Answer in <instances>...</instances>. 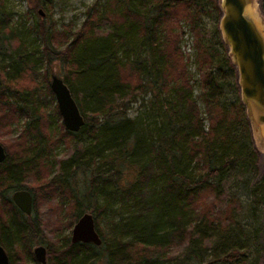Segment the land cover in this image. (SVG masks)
<instances>
[{
	"label": "trees",
	"instance_id": "obj_1",
	"mask_svg": "<svg viewBox=\"0 0 264 264\" xmlns=\"http://www.w3.org/2000/svg\"><path fill=\"white\" fill-rule=\"evenodd\" d=\"M35 1L37 7L46 4ZM205 1L108 0L100 9L103 13L87 14L80 27L68 28L56 37L59 29L51 20L35 21L32 28L40 45L36 59L44 58L48 63L55 57L64 62L61 78L83 116V124L73 132L58 121L56 104L45 111L53 100L47 72L43 71V82L36 78L38 68L24 41L8 25L0 0V136L5 135L0 138L5 152L0 161V200L9 208L0 224V244L9 264L13 263L10 248L23 252L28 247L29 252L32 243L48 244L47 224L34 213L20 212L9 192L27 189L36 204V193L23 180L27 174L42 178L48 171L43 159L54 122L63 128L65 142L71 138L79 144V151L74 150L79 155L67 156L73 163L58 165L62 180L67 182L77 168L89 169L92 178L86 200L95 199L96 192L110 181L108 190L114 186L110 191H119L124 203L128 200L126 207L131 214L121 223L112 221L109 238L100 237L97 245L63 238L60 248L51 246L50 252L55 250L56 254L45 264H201V255L209 250L216 261L247 263L251 247L240 228L246 224L234 218L242 204L231 194L229 173L233 166L242 171L250 164L255 169V154L249 146L241 99L236 95L230 101L218 99L224 92L212 70L215 67L220 72L219 59H225L218 58L217 49L205 42L207 30L199 23ZM208 3L218 11L216 0ZM109 8L112 17L107 13ZM262 8L264 12V0ZM106 14L113 19L102 25L99 18L105 15L107 19ZM170 19L180 23L178 31L165 27ZM214 20L218 21L217 14ZM181 23L194 48L197 98L202 102L206 125L197 99L192 97L193 79L184 70L179 37L186 31ZM64 33L71 38L60 48L58 36L64 37ZM170 70L175 71L174 76L168 75ZM228 85L235 93V87ZM147 91L146 99L143 95ZM135 100L152 113L127 115L128 104ZM20 116L24 117L22 126ZM12 122L20 128L19 137L8 136ZM82 133L88 137L85 145L80 142ZM12 146L18 147L19 154H10ZM124 166H129L134 176L122 189L117 178ZM247 190L248 211L256 217L264 210V172ZM74 193L80 204L82 200ZM234 226L240 230V238L233 233ZM182 251L188 254L182 256Z\"/></svg>",
	"mask_w": 264,
	"mask_h": 264
},
{
	"label": "rangeland",
	"instance_id": "obj_2",
	"mask_svg": "<svg viewBox=\"0 0 264 264\" xmlns=\"http://www.w3.org/2000/svg\"><path fill=\"white\" fill-rule=\"evenodd\" d=\"M44 1L46 2V4L43 5V7L34 6V4L36 3L35 0H3V5L9 17L7 20L8 25L12 28L14 34L24 41L28 56L31 58V60L33 59L36 67L38 68L37 71L39 73L37 74L36 78L41 79L40 81L43 82L44 80H42V75L44 74L43 71H45L47 72L48 77L47 82H49L51 73H55L60 77L62 76L65 64L55 57H50L48 63L44 60V58L41 59V61H39V59H36L40 45L37 41V36L35 35L32 28L35 21H37L38 19H43L45 23H48L51 20L55 28L59 29L57 30L59 34H56L55 37L57 35L62 36V32L68 30V28L70 30H74L80 27L87 14L95 13V15L98 16L99 14L103 13L100 12V9L103 4L108 2V0ZM216 5L218 7L217 12L212 10L210 4L208 3V0L205 1V5L204 7H202L200 12L201 15L199 23L207 30L205 42L209 43L211 48L217 49L219 53L218 58L223 57L225 59V62L219 59L221 66L223 67L220 72L217 71L215 67L212 70L214 80L219 82V84L221 85L220 89L222 92H224V94H220L218 99L225 102L232 100L235 95L238 97V99H240V92L237 83L236 66L230 57L228 44L222 37L219 29V0H216ZM246 5H251L254 7L256 16L258 18L257 24L261 33L264 35V13L260 8L259 0H247ZM109 10L110 8L107 10V13L112 17V14ZM216 14L218 15L217 22H215L214 20ZM104 18L105 15H103L102 18H99L100 22H102V25L110 23L113 19L108 16L106 17L107 19ZM252 20L256 24V21L253 18ZM179 26V22L170 19L168 20V25L165 27H173L174 31H176L175 29L177 28L178 31L180 29ZM182 27L183 29H185V26L183 24ZM63 35L64 37L58 36L59 43H62L60 48L64 46L63 42H65L66 39L68 41L71 38V35H69V33L67 36L65 33ZM179 49L184 61V70H186L189 73L191 79H193L191 89L192 97L197 99V105L201 111V116H203V123L204 125H206L207 120L204 118V113L202 111V102L199 100V98H197V93L199 92L197 81L199 77L197 74L198 71L196 69V62L194 60V48L192 47L191 36L188 31H186L185 33H181L179 37ZM125 73H128V70H124V74ZM174 74V70H170L168 72L169 76H174ZM129 79L132 82L133 75H131ZM37 82L39 81L37 80ZM170 82L171 81L169 80V83ZM228 83L231 86L233 85L235 87V93H233ZM23 84H26V82H23ZM149 93L150 92L147 91L143 96L147 99ZM215 93L218 94L217 90ZM54 104L55 100L53 97V100L46 104L47 108H45V111L52 110ZM126 112L129 116H143V113H152L149 107L139 105L138 100L130 102L126 108ZM245 114L247 118L246 121L249 134L248 142L250 149L255 154V169H253L250 164H247V166L242 169V171L238 170V166L231 167L229 173L232 176L230 191L232 196L237 198L242 204L241 209L237 213H235L234 218L236 219L237 223L241 222L242 224H246L245 227L243 225H240V228L241 230L243 229L245 234H247L246 236L248 237V241L246 245L251 247L247 263L245 262L244 264H264V210L260 213H257L258 215L255 217L248 211L247 207L249 198L247 189L255 182L259 175L264 172V120L258 119L257 115L260 113H258L257 111L249 114L245 111ZM23 121L24 117L20 116L19 125L22 126ZM58 121H60V119H58ZM146 121L147 120H145V122ZM10 126L11 128L8 129V136L19 137L18 132L20 131V128L18 127V125L12 122L9 127ZM47 128L48 127L46 126L45 129ZM62 134L63 128L60 127L59 124H56L54 122V124H52V130H50L47 134V138L51 142L50 144H48V146L46 145L48 150L46 157L43 159V161H45L44 165L46 164L48 171L45 174H42V178H39L37 174L33 176L31 174H27L23 180V182L27 183L34 194L36 193L37 201L35 205L32 201L31 214L34 213L40 220L47 224L46 228L49 230V233H47V236H45V241H47L48 244L32 243L29 246V252L27 251L28 247H25V250L23 252L17 248L16 250L10 248L11 251L9 250V253L11 255V258H13L12 264H41L36 259H34L32 253V248L36 244L43 245L45 249V261L50 262L51 257L53 258V255L56 254L55 250L50 252L51 246L57 249L61 247V243L62 245L64 244L63 238H68L72 223L83 211H87L92 214L95 229L98 232L99 236L103 239L109 238L108 234L110 232V225L112 221L121 223L122 221H125V218L128 215L131 214L129 209L126 207L128 205V200H125L124 203L123 199L120 198V196L122 195L118 196L119 191H110V188H113L114 186H109L108 190L107 185L110 181L104 183L105 185L103 186V188H101L99 192H96L95 199H92L91 201L86 200V190L92 178V173L89 169L77 168L75 172L68 178L67 182H65V180H62L63 172L61 171L60 174L57 173L58 165H60V162L73 163L71 157L68 158L67 156L71 153L74 154V156L79 155V152L77 153V151H79V144L71 140V138L65 142V140L62 138ZM80 135V142L85 145L88 141V137L84 133ZM4 137L5 135L0 136V138ZM17 148L18 147L16 146H12L10 149V154H19V152L16 151ZM94 160L98 164L97 157H95ZM102 167H105V165H103ZM122 170V173H120L117 178V182L121 184L118 186L124 189L123 184L126 186L134 176V173H132V170L129 166H124ZM106 175L108 176V174ZM113 177L114 175L111 174V180L113 179ZM96 180L97 179H95V182ZM73 191L75 192L74 194L77 196V199L82 200L80 204L75 199ZM72 197L74 205L72 204ZM75 201L77 202V204H75ZM78 208H82L81 211ZM8 210L9 208L7 204L0 200V224L5 220V216ZM73 216L76 217L72 219ZM68 222L69 225H67ZM238 232H240V230L238 229V227L234 226L233 233L238 238H240L238 236ZM208 252L211 251L209 250L205 252L204 255H201V260L204 261V263L201 264H227L219 260H214L213 254L210 255V253ZM50 253L52 256L50 255ZM187 254L188 251H182V256H186ZM99 263L104 264L103 261H100ZM163 264L175 263L174 261H165Z\"/></svg>",
	"mask_w": 264,
	"mask_h": 264
},
{
	"label": "water",
	"instance_id": "obj_3",
	"mask_svg": "<svg viewBox=\"0 0 264 264\" xmlns=\"http://www.w3.org/2000/svg\"><path fill=\"white\" fill-rule=\"evenodd\" d=\"M247 0H219V29L228 44L230 57L235 63L240 99L246 112L260 113L259 120H264V35L257 28L252 18L244 13ZM40 11V10H39ZM60 115L63 128L77 131L83 124V116L63 79L51 73L48 82ZM5 152L0 144V161ZM14 204L28 213L31 196L26 189H16L11 194ZM71 242H90L99 244L101 238L94 226L90 212H81L70 228ZM45 249L42 244L32 248L34 258L45 262ZM0 264H9L5 249L0 244Z\"/></svg>",
	"mask_w": 264,
	"mask_h": 264
},
{
	"label": "bare ground",
	"instance_id": "obj_4",
	"mask_svg": "<svg viewBox=\"0 0 264 264\" xmlns=\"http://www.w3.org/2000/svg\"><path fill=\"white\" fill-rule=\"evenodd\" d=\"M244 13L247 14V15H249L251 18H253L256 21V26L259 29V26L257 24L258 23V18L256 16L254 7L251 6V5H246L245 8H244ZM263 129H264V126H263Z\"/></svg>",
	"mask_w": 264,
	"mask_h": 264
},
{
	"label": "flooded vegetation",
	"instance_id": "obj_5",
	"mask_svg": "<svg viewBox=\"0 0 264 264\" xmlns=\"http://www.w3.org/2000/svg\"><path fill=\"white\" fill-rule=\"evenodd\" d=\"M259 5H260V8H261V10L263 11V8H262V0H259ZM264 13V12H263ZM18 189H24V188H18ZM14 190H16V189H13V190H10V192H9V197H10V199H11V201H12V198H11V194H12V192L14 191ZM27 190V189H26ZM29 193H30V196H31V192L29 191ZM12 203L14 204V202L12 201ZM31 204H32V196H31ZM15 205V204H14ZM16 206V205H15ZM17 207V206H16ZM18 208V207H17ZM18 210L20 211V212H22L23 214H31V206H30V211L28 212V213H25V212H23V211H21L19 208H18ZM68 240H69V242H71L70 241V239H69V236H68ZM76 242H80V241H76ZM72 243V242H71ZM44 255H45V253H44ZM35 259V258H34ZM41 264H45V262L44 263H41Z\"/></svg>",
	"mask_w": 264,
	"mask_h": 264
}]
</instances>
